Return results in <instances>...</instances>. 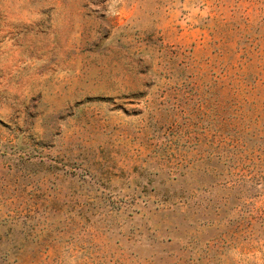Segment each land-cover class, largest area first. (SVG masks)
<instances>
[{
  "label": "rangeland",
  "instance_id": "1",
  "mask_svg": "<svg viewBox=\"0 0 264 264\" xmlns=\"http://www.w3.org/2000/svg\"><path fill=\"white\" fill-rule=\"evenodd\" d=\"M0 264H264V0H0Z\"/></svg>",
  "mask_w": 264,
  "mask_h": 264
}]
</instances>
